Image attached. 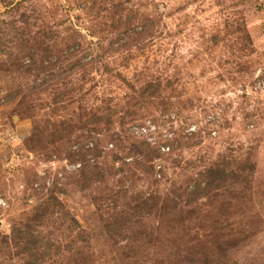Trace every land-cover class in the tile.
<instances>
[{
  "label": "rangeland",
  "instance_id": "rangeland-1",
  "mask_svg": "<svg viewBox=\"0 0 264 264\" xmlns=\"http://www.w3.org/2000/svg\"><path fill=\"white\" fill-rule=\"evenodd\" d=\"M0 264H264V0H0Z\"/></svg>",
  "mask_w": 264,
  "mask_h": 264
}]
</instances>
